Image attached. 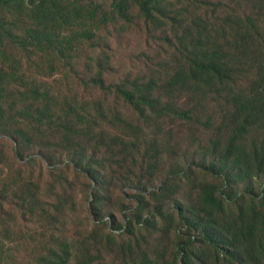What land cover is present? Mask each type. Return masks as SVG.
I'll return each instance as SVG.
<instances>
[{
    "label": "rangeland",
    "instance_id": "rangeland-1",
    "mask_svg": "<svg viewBox=\"0 0 264 264\" xmlns=\"http://www.w3.org/2000/svg\"><path fill=\"white\" fill-rule=\"evenodd\" d=\"M90 1L0 63V264H264V0Z\"/></svg>",
    "mask_w": 264,
    "mask_h": 264
},
{
    "label": "trees",
    "instance_id": "trees-1",
    "mask_svg": "<svg viewBox=\"0 0 264 264\" xmlns=\"http://www.w3.org/2000/svg\"><path fill=\"white\" fill-rule=\"evenodd\" d=\"M126 2L129 4L131 3V6L133 4V6L137 7L146 21H153L156 15L162 16L165 19L169 18V15L165 13V0H119L118 5H114V7L121 11L122 14H126L129 10ZM76 3H81L83 6V14L89 10L94 14L98 10L103 11L104 9L102 5H96L90 0H0V63L5 65L9 57L13 56L7 49L8 46L22 43L23 46L27 48L31 43L38 47L39 44L49 43L50 46V44L59 42L60 39H57V34L60 25H56L62 21L71 24L73 17L77 19L75 14H79V11L82 9L79 10ZM84 18L85 17H83V19ZM44 40H46V42ZM214 65L215 64H212L211 66L202 65V68L208 70L212 68L213 70H216ZM94 82L95 85L107 90L114 88L130 103H141L150 109H154V106L157 104V101L151 99V97L135 99L134 94L129 90H123V88L118 85L115 87L107 86L100 78ZM1 109L2 108L0 107V111ZM180 115L183 117L189 116L188 112H184ZM241 134L242 130L239 129L230 143V150L227 149L228 153L231 149L234 150L235 144L240 139ZM226 184L232 185L231 178L226 180ZM208 188H210L212 192L217 189H213L214 185H210ZM248 191L252 201L264 205V185L257 190H255L254 187L249 188ZM207 193H209L215 207L220 208L222 202L216 198L213 199L210 191H207ZM230 193L232 192L229 191L227 197H224L226 201H229V203L233 205L238 204V202H240V197L232 199ZM225 199L222 201L226 204ZM137 221H139V218H137ZM258 234L261 237L262 245L264 247V216L260 228L258 229ZM205 236L214 243L216 248H226L229 254L236 256L235 251L232 250L231 246H228L229 242L226 238H220L221 241H218V239L212 238L207 233H205Z\"/></svg>",
    "mask_w": 264,
    "mask_h": 264
}]
</instances>
